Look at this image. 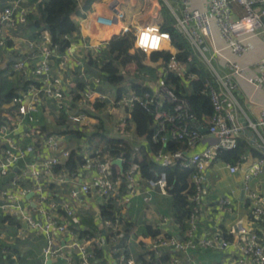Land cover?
<instances>
[{"label": "built area", "instance_id": "built-area-1", "mask_svg": "<svg viewBox=\"0 0 264 264\" xmlns=\"http://www.w3.org/2000/svg\"><path fill=\"white\" fill-rule=\"evenodd\" d=\"M78 1V10L82 12L83 1ZM162 1L175 19V28L193 52L189 62L196 59L210 74L211 79L205 83L202 93L210 96L213 113L205 118V125L197 123L189 101L179 95L176 86L167 82L169 75H173L192 92L191 85L199 77L188 62L177 58L171 34L162 31L159 25L137 30L136 49L147 55L169 52L170 59L146 63L151 69L156 66L154 78L135 66L121 67V87H112L101 71L106 44L93 46L77 32L64 36L69 45L62 51L46 29L38 32L36 39L25 37L22 30L29 24L31 11L26 6L29 0H6L0 12V48L5 47L8 39L15 38L11 73L26 84L0 113V211L26 224L30 231L45 236L41 264L49 260L52 264L60 260L77 264L76 257L79 264H106L111 260L124 264L123 256L115 258L123 254L126 246L121 216L116 220L101 218L96 232L90 230V234L82 236L81 231L87 229L80 226L78 206L85 200L101 199L103 203L115 202L122 213L131 199L140 198L150 205L155 194L169 196L165 172L155 179L143 178L141 167L135 161L139 147L134 148L129 161L116 159L122 160L123 166L128 164L122 171L114 165L108 150L93 143V137L103 132L101 126L106 128L115 117L119 139L128 141L134 137L145 142L144 138L136 136L132 120L136 105L153 117L157 129L151 137L152 142L165 145L174 140L187 145L185 150L175 153L159 150L152 154V159L163 168L181 164L193 170L188 230L184 234L162 232L144 243L143 249L157 254L169 251L172 257L168 264H203L194 259L193 252H229L233 248L237 256L229 264H264V196L249 188V181L264 174V158L258 159L246 175L251 225H238L231 243L220 235H198V223L208 196L209 168L220 151L238 148L244 128L235 109L227 106L223 96V89L229 92V81L234 76H242L244 68L227 60L229 73L227 77L220 75L216 62L222 54L213 41L215 30L232 54L242 57L246 52L244 41L264 33V0H205L204 10L193 8L192 0ZM3 28L12 34L6 37ZM128 32H132L131 29L125 28L124 33ZM256 68L262 75L259 84H264V59L256 63ZM134 85L145 94H138ZM119 88L123 90L121 96ZM44 116L59 121L65 119V125L56 130L48 129L42 120ZM260 124L264 127V110L260 114ZM71 133L80 136L77 147L66 146V138ZM206 135L213 137L215 144L196 151ZM71 159L76 164L73 169L66 167ZM17 167L19 172L15 171ZM228 169L231 174L239 170L238 166L231 165ZM219 208L232 212V200L221 198ZM161 225L168 229L175 225L174 219L164 217ZM18 237H24L22 231ZM96 250L104 251L105 259L98 258Z\"/></svg>", "mask_w": 264, "mask_h": 264}, {"label": "crops", "instance_id": "crops-1", "mask_svg": "<svg viewBox=\"0 0 264 264\" xmlns=\"http://www.w3.org/2000/svg\"><path fill=\"white\" fill-rule=\"evenodd\" d=\"M84 11L78 10L75 17L79 25L78 35L87 40L91 45L97 46L107 44L113 37L124 33L125 28L131 29L136 36L140 27L147 25H159L164 21V8H167L162 0H136L134 12L137 13L136 19L127 25L124 21L126 15L122 10L125 0H82ZM6 0H0V12ZM31 3V4H30ZM32 14H37L36 5L29 0L26 5ZM192 7L199 10L205 9V0H192ZM168 9V8H167ZM169 10V9H168ZM109 20H113L110 24ZM144 21V24L141 22ZM4 35L12 34L3 28ZM33 33V32H32ZM14 38V36L12 35ZM15 40V38H14ZM11 41V47L0 48V77L3 76L4 82L7 79L12 87L20 92L19 84H22L10 71L9 64L15 60V41ZM216 48L221 51L220 60L216 62L220 75L227 77L229 70L226 67L227 60L237 62L244 73L242 76H234L229 81L230 91L223 89V96L227 100V106L234 108L239 123L244 127L243 121L247 126L243 128L241 138L247 143L248 148L236 163L226 162L222 159L216 160L208 171V196L202 211L201 220L198 223L199 236L220 235L226 241L233 242L234 229L242 224L251 225L250 206L251 201L248 192L245 191L246 175L251 166L264 156V127L260 124V114L264 110V84H259L262 75L256 63L264 59V33H258L247 38L244 43L246 52L242 57L236 58L227 47L221 34L215 30L213 38ZM174 52V49L171 50ZM5 72V74L3 73ZM9 86V87H10ZM5 106V105H4ZM4 106H0V113ZM44 126L48 129L56 130L59 126L65 125V119L55 120L54 117H42ZM117 117L111 120L106 126L107 136L119 139L120 135L115 132ZM254 125L255 128L251 127ZM80 136L71 133L66 138V146L77 147ZM134 140V137L128 141ZM141 142L140 140H137ZM216 140L211 136H205L198 146V152L203 151L208 146L215 144ZM264 158V157H263ZM228 165L238 166V172L231 174ZM19 172V168L15 169ZM220 178V184L213 185L212 180ZM9 179V178H8ZM250 191L264 196V174L249 181ZM228 197L233 202V211L226 212L219 208V200ZM103 204L101 199L86 200L78 206V217L81 220L82 229L96 230L100 225L101 213L100 206ZM171 206L169 196L155 194L153 202L146 205L140 198H134L127 202L122 213L131 224L128 251L131 264H140V257L144 253V243L151 239V234L155 230L162 232H179L184 234L178 225L170 226L168 229L162 228L161 221L164 217H171ZM91 221V223H89ZM22 231L24 237H18ZM228 238V240H227ZM46 245L44 235L36 234L29 230L26 224L10 219L0 211V264H41L43 261V248ZM169 251L166 252V254ZM165 255V254H164ZM197 261L203 264H229L230 260L237 256L233 248L229 252H219L212 250H199L192 253ZM55 264H67L60 260ZM106 264H116L108 261Z\"/></svg>", "mask_w": 264, "mask_h": 264}, {"label": "trees", "instance_id": "trees-1", "mask_svg": "<svg viewBox=\"0 0 264 264\" xmlns=\"http://www.w3.org/2000/svg\"><path fill=\"white\" fill-rule=\"evenodd\" d=\"M88 2H90V0H88ZM32 4L36 5L38 13H30L29 24L22 30L23 35L30 39H36L39 35L38 32L46 29L50 32L52 41L54 43H59L62 51L65 50L69 43L64 40V36L72 35L79 31V25L75 21V17L79 9V1L32 0ZM164 18V21L160 23L159 26L162 31L171 34L173 46L177 50V58L180 61L188 62L191 70L199 77V79L191 85L192 92H189L186 88H184L180 79L173 75H169L167 82L170 85L176 86L179 90V95L189 101L192 111L197 118V123L205 125V118L211 116L213 113V105L210 96L202 93L205 83L211 79L210 74L196 59H192L189 62V57L193 55V52L191 51L187 40L183 37L179 30L175 28V19L172 17L167 8H164ZM135 41L136 37L134 33L128 32L113 37L106 44V50L102 53L103 67L101 71L104 74L109 86L121 87L123 82V77L119 73L121 67L131 68L135 66L142 73H147V71L151 69L146 64L148 61L156 63L159 61H167L171 57L169 52H159L147 55L136 49ZM11 44V41H6V45L3 49L11 47ZM12 64L13 62L9 64L10 69H7L5 72H11ZM5 72L2 73L5 74ZM10 85V83L4 82V80L1 79L0 106L11 103L13 98L19 93H17V90ZM25 85L26 84L22 83L19 84L18 87L21 90ZM134 88H136L137 93L141 96L145 94V92L140 90L139 86L134 85ZM122 92V88H119L118 95L121 96ZM132 120L135 124L136 136L138 138H144L145 142H139L137 139L125 141L122 139L110 138L107 134H105L106 128L102 125L101 130L103 132L93 137V143L98 146H102L105 150H108L114 160L124 158L129 161L131 156H133L134 148L139 147V153H137L135 161L138 162L141 167L143 178L155 179L161 173H166L169 186V201L172 211L170 215L174 219L175 225L177 224L182 231H185L186 229L188 230L187 220L191 215L192 208L188 199L192 192L190 178L193 170L186 168L181 164L163 168L152 159V154L158 152L159 150H166L175 153L185 150L187 145L184 142L174 140L165 145L162 142H152L151 137L156 132L157 127L154 123L152 115L140 105H136L133 109ZM247 148V143L240 138L238 148L236 150L220 151L217 156V160L222 159L226 162L236 163L240 160ZM263 157L264 156L261 155V158ZM75 165V161L71 159L70 163L66 167L73 169ZM124 167L126 170L128 164L126 163ZM115 168L116 167L114 166V169ZM59 169L60 168L57 170ZM115 170L117 171V169ZM100 213L101 218L109 220H116L117 216H121L119 220L126 232V240L124 243L126 246L123 254H117L115 258L123 256L125 258L124 264H131L129 261L130 257L128 251V233L131 231V224L121 213V208H119L115 202L103 203L100 206ZM92 231L96 232V230ZM81 233L82 236H85L86 234H90L91 231L84 230L81 231ZM158 234H160L159 230H155L151 234V238L156 237ZM181 238H183V236ZM228 241H231V239ZM96 256L100 259H105L106 254L104 251L96 250ZM171 257V253L166 254V252H163L161 254H157L156 252L144 249V253L140 257V264H168ZM76 262L79 264L77 257Z\"/></svg>", "mask_w": 264, "mask_h": 264}, {"label": "rangeland", "instance_id": "rangeland-1", "mask_svg": "<svg viewBox=\"0 0 264 264\" xmlns=\"http://www.w3.org/2000/svg\"><path fill=\"white\" fill-rule=\"evenodd\" d=\"M139 1L142 3L144 2V0H139ZM135 4H136V0H125L124 5L122 6V10H123L124 14L126 15V18L124 19V21L127 23V25H130V23L133 22L136 19V17H138L137 13L134 12ZM141 24L145 25L144 21H142ZM153 66L154 67L152 69H149L147 71V73L154 78V77H156V68H155L156 66L155 65H153ZM0 78H3V76H1ZM5 80H6V82H8L6 78H5ZM0 81H1V79H0ZM212 181H213V185L218 184V186H219L220 178H218L216 181L215 180H212ZM89 223H91V221Z\"/></svg>", "mask_w": 264, "mask_h": 264}, {"label": "water", "instance_id": "water-1", "mask_svg": "<svg viewBox=\"0 0 264 264\" xmlns=\"http://www.w3.org/2000/svg\"><path fill=\"white\" fill-rule=\"evenodd\" d=\"M243 123H244V127H246V126H247L246 122L243 121ZM202 132H203V133H206V130H202ZM113 163H114V165L119 166V167L121 168L122 171H124V166H123L122 160H114ZM30 197H31V196H30ZM47 264H52V261L49 260Z\"/></svg>", "mask_w": 264, "mask_h": 264}]
</instances>
